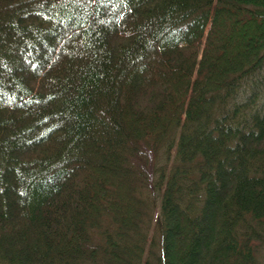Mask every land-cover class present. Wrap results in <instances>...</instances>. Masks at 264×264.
I'll return each mask as SVG.
<instances>
[{
  "label": "trees",
  "instance_id": "trees-1",
  "mask_svg": "<svg viewBox=\"0 0 264 264\" xmlns=\"http://www.w3.org/2000/svg\"><path fill=\"white\" fill-rule=\"evenodd\" d=\"M264 0H0V264H258Z\"/></svg>",
  "mask_w": 264,
  "mask_h": 264
},
{
  "label": "rangeland",
  "instance_id": "rangeland-1",
  "mask_svg": "<svg viewBox=\"0 0 264 264\" xmlns=\"http://www.w3.org/2000/svg\"><path fill=\"white\" fill-rule=\"evenodd\" d=\"M262 81H264V78L262 79ZM263 91H261V95L259 96L257 101H261L263 99L264 96V84L262 86ZM264 238V235H263ZM251 245L253 246V249L255 251L256 254V260L258 264H264V241H253V244L251 243Z\"/></svg>",
  "mask_w": 264,
  "mask_h": 264
}]
</instances>
